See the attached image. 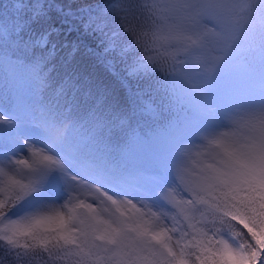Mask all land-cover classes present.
I'll use <instances>...</instances> for the list:
<instances>
[{"label": "snow or ice", "instance_id": "obj_1", "mask_svg": "<svg viewBox=\"0 0 264 264\" xmlns=\"http://www.w3.org/2000/svg\"><path fill=\"white\" fill-rule=\"evenodd\" d=\"M50 7L0 14L4 259L264 264V0L77 10L122 98L36 30Z\"/></svg>", "mask_w": 264, "mask_h": 264}, {"label": "trees", "instance_id": "obj_2", "mask_svg": "<svg viewBox=\"0 0 264 264\" xmlns=\"http://www.w3.org/2000/svg\"><path fill=\"white\" fill-rule=\"evenodd\" d=\"M36 2H42L45 6L51 5L48 9L51 18L45 19L41 17L36 30L38 32L47 33L50 29L59 26L61 29L60 33L57 34L55 31H52L49 36L50 41L55 43L57 48H60L65 40L71 41L72 39H75L77 35H80L84 45L76 57V60L80 61V67L84 68L86 71L93 72L100 80L104 81L111 89L114 90L118 98H122L124 93L120 89L119 84L113 79L102 64L98 63L85 51V48L87 47L96 48L99 38L96 36H86L81 33L70 31L71 26L76 25L78 27L75 19L77 10L82 8H92L94 13L99 14L102 9L106 8L107 5L114 3L115 0H0V14L4 16H11L16 14L18 4L24 3L28 5ZM128 2L135 3L142 2V0H128ZM56 6L62 7L63 11H56ZM68 51L69 49H61V52L58 54L55 61L57 64V71L60 73L64 72V60L67 59ZM73 63H75V61ZM5 84L6 81L3 75L0 74V90L5 88ZM25 95L26 103L34 102L31 98H28L27 93ZM0 99H2V97H0ZM65 107L67 108L70 106L66 105ZM68 134L70 137L74 134V130L71 126L69 127ZM0 246H3L2 241H0ZM0 264H10L8 260L4 259L2 252H0ZM33 264H40V262L39 260H36Z\"/></svg>", "mask_w": 264, "mask_h": 264}]
</instances>
